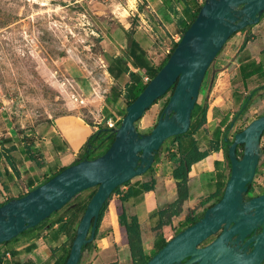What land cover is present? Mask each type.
Wrapping results in <instances>:
<instances>
[{
	"label": "water",
	"instance_id": "95a60500",
	"mask_svg": "<svg viewBox=\"0 0 264 264\" xmlns=\"http://www.w3.org/2000/svg\"><path fill=\"white\" fill-rule=\"evenodd\" d=\"M263 9L264 0H205L164 64L125 106L102 154L66 166L24 195L0 204V243L34 227L77 192L95 186L62 263L77 264L82 246L93 238L100 207L113 188L144 173L161 143L188 129L190 111L208 64L230 34L256 23ZM171 87L153 128L146 134L138 133L134 123ZM263 130L264 113L234 133L226 148L229 175L219 199L143 264H261L264 193L247 199L243 194L255 172ZM238 145L242 147L240 156Z\"/></svg>",
	"mask_w": 264,
	"mask_h": 264
},
{
	"label": "crops",
	"instance_id": "0c3cea01",
	"mask_svg": "<svg viewBox=\"0 0 264 264\" xmlns=\"http://www.w3.org/2000/svg\"><path fill=\"white\" fill-rule=\"evenodd\" d=\"M204 1L192 2L201 4ZM168 5L174 7V13ZM153 6L161 13L165 11V16L169 12L173 22L174 17L181 15L175 0H153ZM130 41L144 51L136 39H130L126 51L123 50V60L128 69L124 65L110 69L115 79L123 82V91L136 82L143 83L142 78L146 76L144 68L136 66L135 56L139 53L130 47ZM222 46L210 62L209 71L202 78L197 93L198 100L206 105L205 120L198 129L193 130L192 137L198 149L206 150L207 155L191 164L186 180L187 197L181 199L177 215L197 196H210L208 206L217 199L216 193H222L229 175V161L223 145L264 110V9L256 23L233 33ZM145 54L140 56L141 60L149 65ZM130 72L134 73L133 77H130ZM116 105L120 108L121 101ZM108 108L104 110L106 116L98 117L96 121L90 119L81 122L82 118L76 115L62 113L31 126H12L6 132L8 138L0 149V203L24 195L59 169L74 164L88 136L99 127L101 121L107 123L113 116ZM91 118L97 117L91 115ZM159 151L149 169L133 176L108 195L94 238L80 250L79 264L85 256L84 259L94 257V254L97 257L92 260L93 264H121V259L130 260L126 232L118 222L122 210L136 217L142 251L146 256L168 239L165 234L170 220L162 218L159 223L158 212L177 199L175 181L170 175L176 163L169 157V153L174 152L172 148H169V152L165 151V157ZM261 158L258 157L255 170L259 167L264 169V159ZM151 180L152 188L142 190L141 184ZM72 203L75 204L73 209L71 206L46 222L59 216H62L61 221H67L70 217L61 232L56 231L58 227L54 223L39 231L16 235L13 241L5 245L0 243V264H62L61 260L70 247L68 239L76 226L73 211L78 209L79 203H83L81 195ZM38 241L55 245L47 259L41 260L43 252L37 250ZM109 257L118 258L109 262Z\"/></svg>",
	"mask_w": 264,
	"mask_h": 264
},
{
	"label": "rangeland",
	"instance_id": "374dc122",
	"mask_svg": "<svg viewBox=\"0 0 264 264\" xmlns=\"http://www.w3.org/2000/svg\"><path fill=\"white\" fill-rule=\"evenodd\" d=\"M163 12L153 6V0H0V149L12 126H31L62 113L76 115L82 118L81 122L96 121L106 116L104 110L109 107L113 116L107 123H113L114 131L124 114L127 96L123 82L107 70L117 67L114 57H124L123 50L126 51L132 38L144 49L149 65L158 66L164 61L165 50L173 46V38L180 35L181 28L169 12L166 16ZM122 64L128 69L126 61ZM171 90L134 123L138 133L146 134L153 128ZM120 101L119 108L116 103ZM263 113L264 110L257 114ZM91 115L97 118L92 119ZM223 146L225 150L226 145ZM258 147L259 157L264 159V131ZM169 148L176 152L173 136L161 143L159 154L165 157ZM100 149L95 147L93 153ZM241 150L238 145V156ZM255 172L244 199L264 193V169L259 167ZM93 190L95 186L77 192L57 212L60 214L71 206L73 209L72 202L81 195L83 203L73 211L77 222ZM210 201V196H197L179 215L165 216L170 220L166 237L176 234L182 223L187 224L186 219L199 216ZM37 246L43 252L41 260L55 249L54 244L44 241H38ZM96 257L97 254L87 256L80 264H93ZM110 259L107 261L112 262ZM132 261L135 259H121L120 263Z\"/></svg>",
	"mask_w": 264,
	"mask_h": 264
},
{
	"label": "trees",
	"instance_id": "16d2710c",
	"mask_svg": "<svg viewBox=\"0 0 264 264\" xmlns=\"http://www.w3.org/2000/svg\"><path fill=\"white\" fill-rule=\"evenodd\" d=\"M175 1H176L177 6L179 7L181 15L178 16V17H174V16L173 17L175 18V23L181 28V30H180V35H181L183 30L194 19L195 15H196L199 7L202 5V3L201 4H197L196 2H192L193 0H175ZM168 8H169V10H172L173 13L175 12L174 7L171 8V6L168 5ZM244 28H242V29H244ZM242 29H240V30H242ZM235 32H233V33H235ZM233 33H231L230 36ZM130 45H131L130 47H132L134 49H137V51L139 53L138 55L135 56V60H136V63H137L136 66L139 67V69H143L144 68V71H143L144 74L150 79L151 77H153L155 75V73L158 71V69L164 64V62L166 61V58L168 57L169 53L171 52V50L173 49L175 44H173V46L170 47L169 53H167L164 61L158 66L146 65L144 62H142L141 57H140V56L144 55V51L139 49L137 44L134 41H130ZM114 60L116 62L118 61L117 65H120L122 67L125 66L124 64H122V61H124L122 57H115ZM209 64H208V66H209ZM208 66H207V68H208ZM107 72L112 77L115 78V75L111 72L110 68H108ZM138 74H140V73H138ZM129 75H130V77H133L134 73L130 72ZM145 84L146 83H144V82L142 83V81H140V82H136L134 85L130 86V88L126 87L125 93H126V96H127V100L124 102V106L129 104L137 96V94L142 90V88L145 86ZM155 101L156 100H154L153 103H155ZM124 109H125V107L123 108V112H124ZM205 110H206L205 103L200 102L198 100V96H196L194 104H193V107H192V109L190 111L188 129L185 132H183V133L173 135V137L176 140V152H170L169 153V157L176 164L170 170V175L172 176V178L175 181L176 190H177V199H175L172 203H169L165 209L159 210V212H158V218L160 219L159 223L162 221V218H164L165 216L177 215V208H179V204H180L181 199H184V198L187 197L186 180H187V174H188V172L190 170V166L194 162L202 159L203 157H205L207 155V151L206 150H202L201 151V150L198 149V147H197V145L195 143V140L192 137L193 130L198 129L202 125L204 120H205ZM119 123H120V121L118 122V124ZM98 136H101V138L97 139ZM112 137H113V130L110 127H108L106 125V123L103 121V123L100 124L99 127L90 136H88V138L86 139L84 145L82 146V149H81V152L79 154L78 159L74 163H77V162H79L80 160H83V159H92V158H95V157L99 156L100 154H102L103 151L108 147L110 141L112 140ZM229 143H230V141L229 142L227 141L225 143L226 148H227ZM95 147H101V149L97 153L94 154L93 150L95 149ZM225 151H226V149H225ZM156 154H157V151L153 155V160L156 158ZM63 168H61V169H63ZM61 169H59L58 171H60ZM57 172H55V173H57ZM55 173H53L50 176H48L47 178H45V180L48 179L49 177L53 176ZM128 181H129V179L126 180L125 182L121 183L120 185H123V184L127 183ZM120 185L114 187L111 192L117 190ZM152 186H153V180H151L148 183H142L141 184L142 190L151 189ZM250 189H251V183H248L246 192L249 191ZM93 192H94V190L89 195L88 199L93 194ZM216 194H217V199L215 201H217L219 199L221 193L219 192V193H216ZM88 199L86 200L85 204L83 205L82 212H83V209H84ZM123 199L124 198L122 197V200ZM7 200H10V199H7ZM7 200H5V201H7ZM213 203H211V204H213ZM105 204H106V200L103 202V204L101 205L100 210L98 212V216H97L96 223H95V228H94L93 238H94V236H95V234L97 232V227H98L100 218H101V216L103 214V211H104V208H105ZM211 204H209L208 206H210ZM57 211L51 212L48 217H46L43 220H41L37 225H35L34 227H31V228L24 229L22 232L17 234V236L21 235V234L30 233L31 231H39L44 226L47 225V227H50L54 223H56L57 227H58L56 231H58V233L61 232L63 230V228L66 227L67 221L70 220V217L68 218L67 221L66 220L61 221L62 220V216H59L57 219L50 220L49 223H46L47 220L51 216H53V215L58 213ZM203 211H202V213H203ZM202 213L199 216H197V217H191L189 220L186 219V221H188L187 224H183V226L177 232L181 231L186 226H188V225L194 223L195 221H197L202 216ZM79 219H80V217H79ZM79 219L77 220L76 225H77ZM167 219H168V217H167ZM118 222L125 229L126 242H127V245H128L129 251H130V256H131L130 258L135 259L134 262L132 261V264H143L154 252H156L167 241V240L163 241L158 247H156L154 249V251H153V253L151 255L146 256L143 253V251H142V246H141V241H140L139 225H138L136 217L134 215H128L122 210L120 212V214L118 215ZM75 228H76V226H75ZM75 228H74L73 233H71V235L69 237V245L71 244V241H72V239L74 237ZM8 241L9 240L5 241L4 243H6ZM207 241L208 240L205 239L200 244L203 245V244L207 243ZM88 244H89V242L86 243L85 245H83L82 248L87 246ZM66 257H67V252L65 253L63 259L61 260V263L64 262ZM263 262H264V259H263V261L261 263H263Z\"/></svg>",
	"mask_w": 264,
	"mask_h": 264
},
{
	"label": "built area",
	"instance_id": "2783aa9c",
	"mask_svg": "<svg viewBox=\"0 0 264 264\" xmlns=\"http://www.w3.org/2000/svg\"><path fill=\"white\" fill-rule=\"evenodd\" d=\"M179 37H180V35L178 36H175V38H173V40H174V44L178 41V39H179ZM169 50H170V48L169 49H167V50H165V53H166V55H167V53H169ZM143 81H144V83H146L148 80H149V78L147 77V76H143ZM107 124V126L108 127H112L113 126V123H106Z\"/></svg>",
	"mask_w": 264,
	"mask_h": 264
},
{
	"label": "flooded vegetation",
	"instance_id": "af4514ba",
	"mask_svg": "<svg viewBox=\"0 0 264 264\" xmlns=\"http://www.w3.org/2000/svg\"><path fill=\"white\" fill-rule=\"evenodd\" d=\"M216 234H214V235H211L210 237H208L207 239H208V241H210L214 236H215ZM210 238V239H209ZM207 241V242H208Z\"/></svg>",
	"mask_w": 264,
	"mask_h": 264
},
{
	"label": "bare ground",
	"instance_id": "6f19581e",
	"mask_svg": "<svg viewBox=\"0 0 264 264\" xmlns=\"http://www.w3.org/2000/svg\"><path fill=\"white\" fill-rule=\"evenodd\" d=\"M143 115H144V114H143ZM143 115H142V116H143ZM142 116H141V118H142Z\"/></svg>",
	"mask_w": 264,
	"mask_h": 264
}]
</instances>
